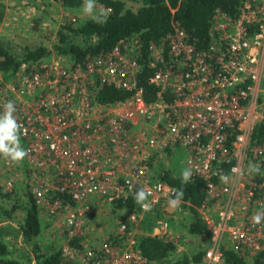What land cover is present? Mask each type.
Listing matches in <instances>:
<instances>
[{
	"label": "built area",
	"instance_id": "built-area-1",
	"mask_svg": "<svg viewBox=\"0 0 264 264\" xmlns=\"http://www.w3.org/2000/svg\"><path fill=\"white\" fill-rule=\"evenodd\" d=\"M105 10L109 13V10ZM251 26H256L252 33ZM213 29L217 35L216 41L207 51L197 52L194 46L188 43L187 36L182 31H176L169 38L167 53L164 46L151 48V66L157 71L149 82L159 88L158 96L151 103L144 101L141 90L137 89L135 84V75L140 66L127 51L122 50L121 43L105 55L89 61L82 67L84 69L73 64V70L78 74L96 73L102 76L99 89L96 93L93 92L97 102L98 93L104 84L134 91L131 99L116 104L115 107L127 105L142 117L146 127L145 147H181L186 150V169H190L192 175L206 180V200L198 209H205L209 203L215 201L222 205L215 220L202 218L210 231V238L199 264H223L225 248L254 254L264 247V220L253 224L251 218L252 206L264 211V166H261V159L258 158L264 156V150L253 147L250 141L254 126L264 118L262 115L250 124L255 101H258L260 94H264L259 87L264 67V0H242L240 15L235 19L217 13ZM30 66L23 63V68ZM34 67L33 75L23 83L28 93L34 91L36 94L46 86L47 90L44 92L48 95L57 90L56 87L64 85L67 80L68 74L65 70L60 71L56 79L44 80L46 67ZM43 81H48V84L44 85ZM9 92L15 97L14 89ZM44 94L41 95L42 103L37 108L46 111L53 109L55 112L56 122L54 121L53 129L60 131L59 142H55L50 133L42 137L41 132L32 129L23 119L18 120L22 126L20 140L38 141L41 138L48 144L47 148H44L45 151L58 157L60 163L61 159H65L67 169L64 172L59 171L57 179L46 178L41 184H31V190L38 201H45L52 193L64 192L71 196V206L79 205L90 195L102 193L99 185L101 178L113 179L116 174L121 177L120 184H114L115 194L107 196L109 202L116 198L135 199L136 192L141 188L149 193L144 203L151 205V209L161 201L176 199L175 187L162 182L157 176L151 180L146 154L126 173L118 174L110 172L111 168H106L110 157L106 158L108 161H101L100 155L93 149L78 151L68 148L67 144H84L83 135L89 130L93 129L95 135L100 134V125L104 119L100 117L96 123H92L91 112L87 108L84 111L89 116L86 121H80L79 115H74L79 108L73 97L75 93H66L69 96L66 97L69 99L67 101L72 104L70 107L67 105L65 109L55 96L49 100V96ZM110 106L112 105H101L98 102L99 108ZM114 114L115 116L107 122L106 129L109 142L118 146L119 143H125L124 127L129 123L124 117ZM47 122H50L48 118L45 123ZM45 123L40 122V125ZM37 151L38 148L32 149L33 153ZM50 162L51 157L48 156L40 165ZM101 162L108 163L98 167ZM249 164L262 168L259 183L254 181V173H249ZM225 168L228 169L227 174ZM221 176H227V181H222ZM139 205L140 210L146 212L141 204ZM53 206V213L62 212L60 202H54ZM236 210L242 215L238 225L234 220ZM83 213L91 216L93 212L90 207L85 206ZM78 216L81 218L82 212H79ZM73 218L72 216L70 219ZM134 219L133 214L130 220L133 222ZM68 224L71 228L76 226L72 220H69ZM158 228L156 237L169 239L168 224L161 223ZM126 231V225H121V235ZM69 235L74 233L69 231ZM226 239L231 242L229 246L226 245ZM130 244L131 251L120 258L121 264H146L135 248V239L131 240ZM110 249L112 250L106 245L97 249L105 254L98 256L88 249L83 253L82 263L104 264L103 259L110 255ZM64 251L65 259H73V255L77 253L67 247Z\"/></svg>",
	"mask_w": 264,
	"mask_h": 264
},
{
	"label": "rangeland",
	"instance_id": "rangeland-1",
	"mask_svg": "<svg viewBox=\"0 0 264 264\" xmlns=\"http://www.w3.org/2000/svg\"><path fill=\"white\" fill-rule=\"evenodd\" d=\"M125 3L126 7L132 11H136L140 6L139 3L131 0H125ZM83 4L84 0L81 1V5L78 7L66 8L62 0H0V44L4 45L11 54L19 57V59H21L20 57L23 55L25 47L33 49L34 47L43 45L50 50L49 54L40 61V65H43L47 69L46 74L43 76L44 80L47 78L56 79L60 71L63 70L68 74L65 84L56 87L58 88L57 90L47 95L44 92L47 90L46 86L37 91L36 94L34 91L26 92L23 86V83L33 75L35 70L34 65H31L33 67L30 66V68H23V64H21L18 70L10 76L0 73V109L3 108V104L6 101L13 100L17 108L15 113L17 120L23 119L32 129L41 132L42 137L47 133L52 134L53 140L58 143L60 131L56 132L53 129L56 122L55 112L53 109L46 111L37 108L42 103L41 95L45 93L46 97L49 96V100L55 96L65 109L67 105V107H70L72 104L67 101L69 100V96L66 93H75L73 97L79 108L74 112V115L78 114V118L81 119L80 121H86L89 116L84 111L87 108L90 109L92 123H96V120L100 117L104 121L100 125V134L95 135L93 129L89 130L83 135L84 144L71 143L66 145L68 148L78 151L85 148L93 149L96 154L100 155L101 161H106V158L110 157L109 163L101 162L98 167L101 165L103 167L108 163L106 168H111L109 169L110 172L118 174L126 173L129 168L138 163L142 156L146 154L150 165L151 180H154L162 170H171L174 174L181 175L182 171L186 169V150L181 147H167L165 149L145 147L146 135L144 132L146 127L144 126L142 117L135 114L134 108L127 105H120V107L112 105L107 108H99L93 92L96 93L99 89L102 76L96 73H88L86 75L76 73L73 70L74 62L71 58L68 55L57 54L54 50V45L58 43V33L64 25L73 23L74 26L76 23L82 21L93 20L82 11ZM101 8L103 7L96 5L95 12L98 14ZM131 45L132 42L130 41L126 49L129 56L135 53ZM93 59L74 66L84 69L82 67ZM43 84L47 85L48 81H43ZM259 87L264 92V67H262ZM13 89L15 97H12L9 92ZM66 97L68 98L66 99ZM258 98V101H255L254 109L252 108L253 116L250 124H253L264 115V94H260ZM43 102L45 101L43 100ZM1 110L0 114L3 113L4 109ZM114 113L124 117L128 120L127 123H129L124 127L126 137L123 140L125 143H119L118 146H114L109 142V135L106 129L107 122L112 116H115ZM47 118L50 122L45 123ZM129 121L133 122L130 123ZM40 122H44L45 125H40ZM20 143L28 152V155L21 162L12 163L0 156V187H2L0 194L5 193L6 190L4 188L11 189L12 187L17 192L12 197L18 200L20 197H23L27 187L31 186V184H41L46 178L57 179L59 171L64 172L67 169L65 159H61L60 163L58 157L49 155L45 151L46 149L44 148H47L48 144L44 143L41 138L38 141L31 139L20 140ZM134 146L136 147L134 148ZM35 148H38V151L33 153L32 149ZM114 152L115 156H113ZM48 156L51 157V162L47 165H40ZM120 179L121 177L117 176V174L113 179L105 180L101 178L99 185L101 186L102 193L90 195L79 205L71 206L65 204L66 206L62 207V212L59 213H53V204H49L46 201L40 202V207H43L41 214L45 224H47L46 230L40 236L43 250H48L50 247L55 249L66 247L67 241L64 238L66 236H64V232L66 231L68 233L71 231L74 234H81L83 236V249L73 255V259L68 257L64 259V262L66 264H83L84 251L89 248L101 249L105 243L113 244L114 236L118 234L121 241L116 242L115 246H110L112 248V250L110 249V255L104 258L103 262L104 264L117 262L121 264L120 258H123L125 254L131 251V240L136 239L138 236L156 237L159 230L158 225L164 222L168 224L169 240L176 246V250L171 255L172 259L190 257L193 253L204 251L207 248L208 243L206 239L187 233L188 226L191 223V214L183 207L181 199L175 206L170 203L174 199L165 200L161 201L150 211L134 213L135 219L132 222L130 217L133 214H129L130 217H127L128 215H125L127 210L117 207L116 200L119 198L111 202L107 200V196L115 194L113 190L114 184H120ZM14 198L7 199L0 195V205L6 206L10 201L14 202ZM24 198L23 200H25ZM85 206L90 207L93 212L91 215L93 216L83 213ZM221 206L219 202L215 201L209 203L205 209H197V212L203 219L209 218L215 220ZM234 209L236 208L234 207ZM21 210L16 211V219H8L6 221H11L15 224L20 220L17 218L21 217ZM259 211H262L261 208L252 206L251 212L253 215L251 216L253 217ZM79 212H82L81 218L78 216ZM47 214H52L54 218H48ZM72 216L74 218L70 219ZM241 216V213L236 210V219H234L237 223L236 225L239 224ZM69 220L76 223L74 228L68 226ZM121 225H126L127 227L126 233L122 235L120 233ZM3 228L6 231L5 234H7L0 237L8 245L10 257L17 259L23 264H36L35 260L25 257L27 254L24 249L32 253V248L22 241L21 235L17 234V231L13 230L11 226L5 225ZM3 237H7V239L5 238L4 240ZM230 243L226 239V245L229 246Z\"/></svg>",
	"mask_w": 264,
	"mask_h": 264
},
{
	"label": "trees",
	"instance_id": "trees-1",
	"mask_svg": "<svg viewBox=\"0 0 264 264\" xmlns=\"http://www.w3.org/2000/svg\"><path fill=\"white\" fill-rule=\"evenodd\" d=\"M82 0H62L67 7H78ZM139 3L136 11L126 7L125 0H96V5L109 10L106 22L98 23L94 20H86L73 26L69 23L62 27L58 33V43L54 45L57 54L68 55L75 64H82L90 59L105 55L112 48L121 43L122 50L126 52L127 44L132 42L131 48L135 53L131 55L137 60L140 70L135 75L137 89L141 90L144 101L151 103L158 96L159 88L150 83V78L157 71L151 66L150 51L152 47L164 46L167 53L169 38L182 31L187 36V41L194 46L197 52L207 51L216 41L214 32V22L217 13H222L231 19L240 15L242 0H131ZM256 26H251L250 32H254ZM45 46L40 45L33 49L25 47L23 55L16 57L9 50L0 44V72L5 76H10L16 72L23 63L29 65H40V61L49 54ZM134 91L116 88L104 84L98 93V102L101 105H116L124 103L132 98ZM251 145L264 150V118L256 124L250 135ZM260 163L264 166V156ZM255 161H257V159ZM261 168V167H260ZM262 172V168L260 169ZM260 172V174H261ZM228 169L225 168V174ZM260 174H254V181L259 183ZM158 178L171 187L183 191L181 197L183 207L191 214V223L187 233L196 237L209 240L210 231L203 222L197 209L206 200V180L200 176L192 175L187 183L182 182V174L176 175L171 170H162L158 173ZM5 193L0 195L5 198H14L16 191L11 187L4 188ZM2 187H0V191ZM23 197H25L23 200ZM23 197L19 200L10 201L6 206L0 205V221L16 219V211L21 210L22 215L15 224L7 221V226L17 231L21 235L22 241L30 245L32 253L24 249L28 259H33L36 264H65V248L74 249L77 252L83 249V236L81 234L69 235L64 232L66 247L55 249L50 247L43 250L40 236L46 230L44 218L41 214L40 201L33 194L28 186ZM45 201L53 204L58 201L62 205H72L71 196L64 192H55L46 197ZM118 208L127 210L125 214L139 213L140 205L136 199L128 197L116 200ZM48 218H54L52 214H47ZM93 216V215H91ZM14 225V226H13ZM120 235L114 236L113 244L104 245L115 246L121 241ZM135 248L146 261V264H199L204 251L193 253L190 257L182 259H172L171 255L176 250L175 244L165 238L138 236L135 239ZM96 256L105 255L102 251L89 248ZM175 261V262H174ZM0 264H23L17 259L10 257L8 245L0 237ZM223 264H264V247L252 254L245 251H234L231 248L223 250Z\"/></svg>",
	"mask_w": 264,
	"mask_h": 264
},
{
	"label": "clouds",
	"instance_id": "clouds-1",
	"mask_svg": "<svg viewBox=\"0 0 264 264\" xmlns=\"http://www.w3.org/2000/svg\"><path fill=\"white\" fill-rule=\"evenodd\" d=\"M96 0H84L82 11L98 23L106 22L107 12L101 8L99 13L95 12ZM3 113L0 114V156L9 160L12 163L21 162L28 152L21 146V124L18 122L15 113L17 111L16 104L13 100H8L3 104ZM248 171L250 174H260L261 170L258 165L249 164ZM192 176L190 169L182 171V182L187 183ZM227 176H221V180L226 182ZM149 195L143 188L136 192L135 199L138 204L144 208L145 211L151 210V205L144 203ZM183 196L182 190H175L176 199L171 200L170 203L175 206L180 198ZM264 220V211L257 212L252 217L253 224H259Z\"/></svg>",
	"mask_w": 264,
	"mask_h": 264
},
{
	"label": "crops",
	"instance_id": "crops-1",
	"mask_svg": "<svg viewBox=\"0 0 264 264\" xmlns=\"http://www.w3.org/2000/svg\"><path fill=\"white\" fill-rule=\"evenodd\" d=\"M7 223H8V222H7L6 220H5V221L2 220V221H0V226H3V227H4L5 225H7ZM13 226H14V225H13ZM3 227H0V236H1V235H4L5 232H6L5 229H4ZM6 234H7V233H6ZM6 234H5V235H6ZM17 234H18V233H17ZM19 235H20V234H19ZM1 237H2V236H1ZM19 237H20V236H19ZM5 238L7 239V237H3L4 240H5Z\"/></svg>",
	"mask_w": 264,
	"mask_h": 264
}]
</instances>
